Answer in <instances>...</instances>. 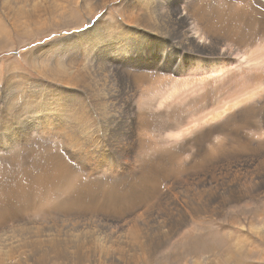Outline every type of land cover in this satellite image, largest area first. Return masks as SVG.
<instances>
[{"label": "bare ground", "instance_id": "obj_1", "mask_svg": "<svg viewBox=\"0 0 264 264\" xmlns=\"http://www.w3.org/2000/svg\"><path fill=\"white\" fill-rule=\"evenodd\" d=\"M47 1L48 2L45 0L46 3H44L39 0H0V7H3L0 17L10 18L9 16H11L10 20L7 21H13L15 24L14 26L16 28L19 27V29H24L25 27L24 23L22 24L20 20L23 22L25 20V23L30 27H35L36 30L40 31L50 25L65 29L66 27L63 26H71V23L74 21L73 19L64 18V20L68 22L62 24L63 22H60L62 16L71 11L79 13L81 9H79L80 5L85 8V15L91 18L97 10L110 3H115L117 0ZM70 1L72 5H69ZM121 2V4L119 3L121 10L119 11L118 17L112 18L109 14L110 11L104 13L96 20L91 19L88 26L89 29L86 28L88 30L84 29L78 31V33L68 37L66 40L56 39L51 41L48 45L46 44L48 47H53L48 53L38 50L36 53L32 54L31 60L34 66L42 59V63H40L42 66L36 69L38 73L46 78H52L54 82L56 81L58 84L56 92L53 94L48 93L51 94L54 100L52 106L46 107L47 105L44 106L41 103L44 91L48 88V85L43 79H35V77H31L32 75L20 76L16 73L17 75L15 77L18 78L22 88L19 90V94L18 92L15 93L12 90H8L3 99V101L6 100V102H8L6 105L7 107L0 109L1 118L14 120V127L12 130L13 136H11L13 144L9 143L6 144V146L7 148L13 146L15 148L13 155L9 158H12L11 162L14 164L12 168H10V164H7L8 161L6 156V158L0 157L1 238H3L2 234L10 235L17 231L20 226L22 227L24 223L20 224L22 222L20 220H22L24 216H27L28 213L30 216L41 218V220H46L47 218L59 214L63 217L73 216L74 218L82 216L79 219L84 220L85 216L87 217L95 211L98 213L99 211H103L105 214H122L125 211H132L136 208H140L143 204L142 201H146L147 196L155 195V198L164 196L162 185L166 179H172V186L175 184V186L180 188L181 181L176 179V177H178L186 167H193L197 162H210L218 154V151L222 150V147L218 146L215 150L208 151L205 149L207 152H203V155H197L196 160L190 162L187 166L180 164L178 168H175L174 164L180 159V154L166 152L163 146H146L140 142L136 144L134 137H131V139L126 138V135L128 136L126 133V125L122 127L125 133L122 132L120 126H118V122L126 124L127 121L123 120L120 108L125 106L129 108V111L131 109L134 110L135 105L130 103V101L135 96V92L141 89L144 98L136 102L139 106L137 107L140 113L139 118L138 111L135 110L137 121L140 120V122L136 121V126L138 129H151L154 127L155 125L152 123L151 117L147 116L149 115L148 108L146 109L144 105L151 104L152 96H150V94L146 96V90L143 88L145 85L147 86L152 83L151 73L156 74L158 71L165 69L175 73L188 70L186 73L189 72V79H191L192 77L194 78V76L191 75L196 73V70H192L194 66L196 64L208 66L209 57L218 54L220 50L224 52L236 50V52L242 51L247 53L259 39L264 37V0H123ZM4 8H6V11ZM12 8H14V12H10ZM73 9L77 10L75 11ZM0 22L3 24L7 23L1 20ZM75 24H77V22L72 23V27L77 29L84 25L82 22H78L77 25ZM2 25H0V28ZM16 28L13 27V30L16 31ZM1 31L2 30H0V48L3 46L5 47V43L7 42L4 40L5 38L11 40V38L5 35L6 33L4 34L5 36L1 35L3 34ZM196 38L199 40H196ZM254 51L256 52V50ZM197 53L204 56L196 55ZM230 54L225 53L224 55ZM45 59L47 60L45 61ZM50 59H54V61ZM9 72L11 71L9 70L7 73ZM155 79L160 83L158 84L160 88L162 86L160 80L163 78L156 77ZM155 79H153L154 83ZM121 84L123 88L125 87L132 92V94H128L125 100H122V98L120 99L119 92L116 90V86L121 87ZM12 86L16 87V84H12ZM154 91L156 92V90ZM162 92H159V95ZM160 97L163 99L162 96ZM163 102L166 103L165 101ZM248 109L257 113L256 107L252 106ZM146 110L148 113H146ZM181 113L183 114V111ZM230 118L231 117H229V120ZM241 120H243V118ZM41 123L44 125H41ZM139 123L141 125H139ZM253 124V121H250V128L252 127L259 130L257 123L255 125ZM241 125L244 124L242 123ZM42 130H44V138L47 141L43 142L40 151L46 154V158L37 159L35 156H32L28 162L24 163V153L30 151L33 153V150L36 149L33 148L31 150L28 146L24 145ZM223 135L225 134L223 133ZM62 137L66 140V144L60 145L59 140H62ZM207 137L212 138L209 137V135ZM246 141L240 142V146L245 148L248 147L249 143ZM210 142L212 143V140ZM256 142L253 141V144L255 143L258 145L259 143L257 144ZM260 142H262L263 145L264 140ZM17 143L20 146L16 147ZM150 144L152 145V143ZM213 146L214 145H212V148ZM258 147L264 150V147H260L259 145ZM182 148L185 147L183 146ZM227 148L228 147H226V149ZM62 152H66L68 158ZM72 155L73 159L76 160L78 164L73 162ZM153 155L157 157L152 158ZM79 157L87 163L80 161ZM257 160L264 162V154H261V158L257 157ZM253 164L256 166V163ZM192 169L190 170L192 171ZM136 170L140 171V173H137ZM133 172H136V174H133ZM247 176L249 177V175ZM189 181L191 180L189 179ZM125 185L127 188L121 191L122 187ZM171 194L176 196L175 193ZM224 197L225 203L230 199L231 207L238 208L237 211L228 214L225 210L218 211L214 208V210L207 212L208 210L204 208V212H197L192 216L195 209L202 211V208L196 207L194 209L185 207L181 204L182 209L179 210V212L186 211V214L194 223H199V219H202V217L213 218L215 216L226 215L228 220H230L229 224L232 226L236 225L238 219H242L243 215L247 217L246 215L252 214V216H256L257 218L260 214L258 213L257 205L263 200H260L254 193H250L249 201L242 207L236 206L239 205L237 187L236 190L232 189L230 193ZM235 203L237 204L235 205ZM248 203H253L255 206L250 207ZM151 208L152 207H150V209ZM140 214L141 213L135 214L134 218ZM166 216L169 220L172 217L176 220V216L172 212V209L166 212ZM88 218H90V215ZM181 220L174 222L178 223L175 225H179ZM65 222L67 221L65 220ZM165 222H167V220H165ZM140 223L138 221H133L129 225L127 232L132 239V243H136L139 246L143 245L144 247V244H142V237H146V235L143 230L144 227ZM201 223L205 225V222ZM171 224L173 223H170V225ZM210 226L205 225V230H208L207 227ZM174 227L173 225V230H171V232L174 231ZM171 232L165 234V238L170 239L169 234ZM160 235L161 234H159V236ZM211 235L210 240H217L219 247L207 246L206 243V246H204V249H201V251L203 250V253L210 255L219 253L220 264H243L244 260L248 259L252 254L251 252L253 250L248 251L245 249L247 246V236L245 233L236 234L234 236L235 240H228L229 238L222 239L219 233H211ZM238 236L239 238L236 239ZM78 239L79 238L74 237L73 239L70 238L69 241H78ZM50 243L51 248L53 246L54 250V247L58 245V240L52 239ZM61 243L60 245L62 246L64 243ZM193 243L199 248L198 239H194L190 242L192 246ZM220 243L222 246H220ZM124 245V242L123 244H119V246H122L120 249L124 250ZM203 245L201 247H203ZM74 246H76V244ZM186 247L189 248L190 246ZM221 247L223 249H221ZM36 248L38 249V247ZM38 250L39 252L41 251V249ZM154 250L156 251V249ZM197 250L198 249L195 248V251ZM49 251H47L46 255L50 253ZM66 253L64 254L65 256ZM140 254L142 255V253ZM7 256H9L8 253L5 254L0 250V264H10L6 262ZM41 257H43V255ZM45 258L46 256L44 255L43 261ZM54 258L55 260H53L52 263L58 264V261L57 263L55 261L60 259L57 256ZM85 259V257L78 256L77 263L81 264ZM131 259H134V257ZM34 260H36V258ZM69 260L71 262V258H69ZM40 263L42 264V262ZM44 263L45 261L43 264Z\"/></svg>", "mask_w": 264, "mask_h": 264}, {"label": "rangeland", "instance_id": "obj_2", "mask_svg": "<svg viewBox=\"0 0 264 264\" xmlns=\"http://www.w3.org/2000/svg\"><path fill=\"white\" fill-rule=\"evenodd\" d=\"M39 1H42L44 3L48 2L47 0L46 2L45 0ZM71 1L69 5H72ZM121 1L123 0H117L115 3H110L106 6H103L101 9L97 10L91 18L85 15L86 10L82 7V5L79 6V9L81 8L79 13H74L71 11L62 16L60 20V22H63L62 24H66L68 22L67 20H64V18H68L71 20L73 19L74 22L72 23H84V25L79 27V29L73 28L72 26L74 24L72 25L71 23V26H63L66 27L65 29L61 27L57 28L53 25H50L40 31L36 30L35 27H30L27 23H25V20L24 22L20 20L22 24L24 23L25 25L24 29L22 28V30L19 29V27L16 28L12 20V22L7 21L10 20L11 16H9L10 18H4L3 16H1L0 20L7 22V25L0 22V25L3 24L1 27L2 29L0 28V30H2L1 33H3L1 35H7V37L11 38V40L5 38L4 40L8 43L6 42L5 47L3 46L0 48V109H4L7 107L6 105L8 104V102H6V100L3 101V99L5 98L8 90H12L15 93L18 92L19 94V90L22 88V85L19 83L18 78L15 77L17 74L20 76L32 75L31 77H35V79H43L48 85V88H46L47 91H44V95L41 98V103L44 106L47 105L46 107L52 106L54 104V100L51 97V94L48 93L53 94L54 92H56L58 84L56 83V81L54 82L52 78H46L42 74L38 73L36 69L42 66L40 64L42 63V59L39 60V62L37 63L38 66L36 64L34 66L31 60L32 54L36 53L38 50H42L45 53H48L53 49L52 46H47L51 41H54L56 39L66 40L68 37L78 33V31H82L88 28L91 19L96 20L97 18H99V16L101 17L104 13L110 11L109 14L112 18L116 16L118 17L119 11L121 10L119 7V5L122 3ZM1 10H3V7H0V13ZM4 10L6 11V8H4ZM10 12H14V8H12ZM10 23L13 25L14 28L17 29L16 31L13 30V27ZM196 40L199 39L196 38ZM263 48L264 37L262 39H259L247 53L242 51L236 52V50H230L231 52L229 50L228 52L220 50L219 53L222 52L221 54L218 53L209 57L210 59L208 60V66L196 64V67L194 66L195 69H192L196 70V73H193L191 75L194 76V78L192 77L191 79H189V72L186 73L188 70L181 73H175L165 69L158 71L156 74L151 73L152 83L147 86L145 85V87L143 88H145L146 90V96L150 94V96H152L151 99L153 101L151 100V104L144 105L146 106V109L148 108L147 110L149 111V113L147 112V110L146 113H148L150 116H147L151 117V121L152 123H154L155 128L152 127L151 129H138L136 126V123L140 122V120L137 121V115L135 113V110H137L140 118V113L138 110L139 106L136 102H139L140 99L142 100L144 98L141 89L135 92V96L130 101V103L135 105L134 110L130 108L131 110L129 111V108L125 106L121 107L122 109L120 108L123 120L127 121L126 124L118 122V126H120L122 132H124L122 127H125L124 125H126V133L128 134V136L125 134L126 138L131 139V137H134V141L136 144L140 142L146 146H163V148L166 149V152L180 154V161L178 160L175 162V168H178L180 164L187 166L190 162L196 160L197 155H203L205 152H207V150L210 151L215 150L218 147H222V150L218 151V154L214 157L212 161L197 162V164L193 167H186L183 172L178 175V177H176V179L181 181L180 188L175 186V184L172 186V179H166L162 185V191L164 190V196H159L156 198L155 195L147 196L146 201H142L143 204L140 206V208H136L132 211H125L122 214H105L103 213V211H99V213L95 211L89 214L90 218H88L89 215L87 217L85 216L84 220L79 219L82 216L79 218L68 216V219V217H63L61 214H59L60 216L54 215L51 218H47L46 220H41V218L34 217L32 215L30 216L28 213L27 216H24L22 220H20L22 221L20 224L24 223L22 227L20 226L17 231L11 233L10 235L2 234L4 240L0 237V250H2L5 254H9V256H7L6 258V262L10 264H41L40 262H42L43 264V262L45 261L44 264H46L47 262V264H55L52 263V261L55 260L54 257L57 256L60 260H56L55 262L57 263L58 261V264H78L77 257L81 256L86 258L81 264H220L219 253H216V255L215 253L210 255L203 253V250L201 251V249H204V246L206 245L212 247H219L217 240H215L217 243L215 241L210 240L211 233H219L222 239L229 238L228 240H235L234 236L236 234L245 233L247 236V246L245 247V249L248 251H253L251 252L252 254L250 255V257L244 260L243 264H264V162H260L261 159L257 160V157L261 158V154H264V150L258 147V145L260 147H264V143L262 145V142H260L264 140ZM254 50H256V52ZM225 53H231V56L224 55ZM196 55L204 56L199 53H197ZM46 60L47 59H45V61ZM50 60L54 61V59ZM9 70L11 72L7 73ZM156 77L163 78L162 80H160V82L162 83V86L160 85V88L158 86V84L160 83L156 81ZM153 79H155V83ZM12 84H16V87L12 86ZM121 87L116 86V90L119 92L120 99L122 98V100H125L128 94H132V92L127 90L125 87L123 88L122 84ZM154 90H156V92ZM159 92H162L163 94L165 93L164 96L162 93H160L159 95ZM160 96H162L163 99ZM163 101H165L166 103H164ZM252 106L256 107L257 113L252 112L248 109ZM150 111L153 112L151 113ZM182 111L183 114L181 113ZM133 112L135 113V115ZM127 117L130 119H128ZM229 117H231L230 120ZM242 118L243 120H241ZM2 119L3 118H1L0 115V157L6 156L7 158H5L8 161L7 164H10L9 166L10 168H12L14 164L11 162L12 158H9L11 157V155H13V151L15 148L14 146L11 148H7L6 144H13L11 136H13L12 130L14 127V120ZM250 121H253V125L257 123L259 130L252 127L250 128ZM241 122L244 125H241ZM42 124L43 123H41V125ZM139 125L141 124L139 123ZM242 126L244 127V129ZM42 131L41 132L43 134L37 131L38 134L34 135L32 139L27 142L26 145H24L28 146L31 150L33 148H36L35 150H33V153L32 151L24 153V163L28 162V160L31 159L32 156H35V158L37 159L46 158V154L40 151V149H42L43 142L47 141L44 138V130ZM224 131H229L230 133H226ZM223 133L225 135H223ZM206 134H208L209 137H212L213 139L208 138V135ZM244 135L249 137L247 138ZM252 135L254 138L252 137ZM250 137H252L253 140ZM211 140L212 143L210 142ZM243 141L248 142L249 146L246 148L240 146V142ZM253 141H258L256 143L259 144H253ZM150 143H152V145ZM59 144H66V140L64 139V137H62V140H59ZM212 145H214L215 147L213 146L212 148ZM18 146L20 145L17 143L16 147ZM183 146L185 148H182ZM226 147H228L229 149H226ZM63 154L67 157L66 152H64ZM156 155H153L152 158L157 157ZM79 160L82 162H86L80 157ZM258 161L260 162V164ZM73 162L75 164H78V162L74 159ZM253 163H256V166ZM190 169H192V171ZM136 172L140 173V171L138 170H136ZM136 172H133V174H136ZM247 175H249V177ZM189 179L191 181H189ZM184 180H186L187 182ZM236 187L237 196L239 197V205H236L237 203H235V205L238 207H242L247 204V202L249 201L250 193L256 194L260 200H263L257 205L258 213H260L257 218L256 216H252V214L246 215L247 217L243 215L242 219H238V223L232 226L229 224L230 220H228L226 215L215 216L213 218L202 217V219H199V223H194L192 219H190L189 216L186 214V211H183L181 213L179 212V210L182 209V204L183 206L189 208H202V211H198L197 209H195L194 214L192 216H194L197 212H204V208L208 210L207 212H210L215 208V210L218 211L225 210L228 212V214L234 213V211H237L238 208L231 207L230 199L227 203H225L224 196L230 193L232 189L236 190ZM126 188V185L123 186L121 191ZM251 190L254 192H252ZM170 192L175 193L176 196L172 195ZM240 193H242L243 195ZM162 200L165 202H163ZM248 205L250 207L255 206L253 205V203H248ZM153 206L155 207V209ZM150 207L152 208L150 209ZM170 209H172V212L176 216V220H174V217L170 218L171 222L166 216V212H168ZM137 213L141 214L134 218L135 214ZM164 219L167 220V222H165ZM65 220L67 222H65ZM178 220H181V223L177 225V227L175 224L178 223L174 222H177ZM210 220L213 222H211ZM133 221H138L139 223L142 222L140 224L144 227L143 230L146 235V237H142V244H144V247L143 245L139 246L136 243H132V239L129 233L127 232L129 225ZM201 222H205L204 224L206 226H212L207 227L208 230H205L206 227L205 225H202ZM170 223L173 224L170 225ZM173 225L176 228L174 227V231L171 232V230H173ZM168 232H171L169 234L170 239L165 238V234H167ZM159 234L161 235L159 236ZM74 237L79 238L78 241H69L70 238L73 239ZM237 238H239V236L236 237V239ZM52 239L56 241L58 240V245L54 247V250L53 246L52 248L50 246V241ZM194 239L199 240V248L196 246L195 243H193V246L190 244V242H192ZM187 241L189 242V244ZM61 242L64 244H62ZM123 242L125 244L124 250L120 249L122 248V246H119V244H123ZM60 243L62 244L63 248ZM75 244L76 246H74ZM45 245L48 247H46ZM202 245L203 247H201ZM186 246L190 247L187 248ZM220 246H222L221 243ZM36 247H38V249H41V251L39 252ZM195 248H197L198 250L195 251ZM154 249H156V251ZM221 249L223 248L221 247ZM46 250H50L49 252L51 254L49 253L48 255H46ZM65 250L69 255L66 253ZM152 251L155 252L153 253ZM65 253L66 256L64 255ZM140 253H142V255ZM42 255L43 257H41ZM44 255L46 256V258L43 261ZM131 255L132 257H134V259H131ZM35 258L36 260H34ZM69 258H71V262Z\"/></svg>", "mask_w": 264, "mask_h": 264}]
</instances>
